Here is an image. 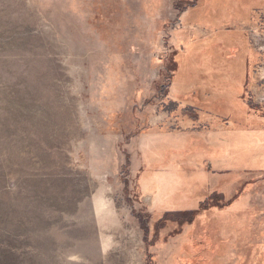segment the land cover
Returning <instances> with one entry per match:
<instances>
[{
  "label": "rangeland",
  "instance_id": "rangeland-1",
  "mask_svg": "<svg viewBox=\"0 0 264 264\" xmlns=\"http://www.w3.org/2000/svg\"><path fill=\"white\" fill-rule=\"evenodd\" d=\"M0 264H264V0H0Z\"/></svg>",
  "mask_w": 264,
  "mask_h": 264
},
{
  "label": "trees",
  "instance_id": "trees-1",
  "mask_svg": "<svg viewBox=\"0 0 264 264\" xmlns=\"http://www.w3.org/2000/svg\"><path fill=\"white\" fill-rule=\"evenodd\" d=\"M207 199H205L204 201H202L203 202V207L205 206V204H206V201ZM211 200V199H210ZM203 210H204V208H203Z\"/></svg>",
  "mask_w": 264,
  "mask_h": 264
}]
</instances>
